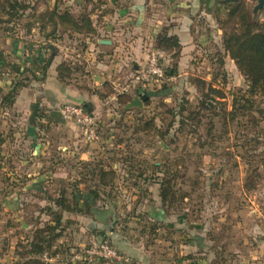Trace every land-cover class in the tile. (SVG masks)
<instances>
[{
  "label": "rangeland",
  "instance_id": "1",
  "mask_svg": "<svg viewBox=\"0 0 264 264\" xmlns=\"http://www.w3.org/2000/svg\"><path fill=\"white\" fill-rule=\"evenodd\" d=\"M14 1L28 6L26 15L30 16H7L9 0H0L1 48L8 37L11 46L33 49L32 57L37 60L47 61L51 56L48 47L52 46L62 60L76 66L89 63L85 60L92 52L80 36H63L43 46L44 36L38 29L28 31V26L40 19L32 16L34 8L36 15L47 13L54 9L52 0ZM58 2L61 10L69 8L77 15L91 7L84 0ZM216 2L220 5L212 9L209 24L214 27L210 34L205 33L203 49L193 54L191 64L178 65L177 74L170 80L147 90L135 84L148 58L136 71L130 64L116 69L110 82L104 71L91 70L83 85L99 91L105 82L107 86L99 91L104 96L115 92L136 96L141 91V98L145 92L151 93L142 109H125L133 97L120 106L114 105L116 97L104 102L97 114L100 142H86L76 128L78 138L83 139V147H76L64 141L63 129L50 130L45 135L42 161L35 150H31L32 159H21L29 161L24 167L17 159L5 157L1 168L7 172L0 169V264L18 263L17 253L23 251L37 228L50 221L38 202L56 199L63 187L71 197L68 185L80 174L89 188V203H95L104 218L103 231H108L112 244L128 259L113 264H264V82L254 89L224 47L225 29L234 30L240 16L246 23L243 13L231 15L232 8L242 3L244 12L251 16L250 24L257 22L264 35V7L256 11L258 0ZM151 48H147L148 57L158 52L165 70L177 62L174 52ZM94 76L102 80L96 82ZM78 83L82 82H73ZM2 86L8 90L11 82ZM28 112L31 116L32 110ZM19 117L18 112L0 111V129L15 130L16 146L5 150L6 154L22 152L19 142L27 136V126L19 124ZM28 121L26 117L24 123ZM86 150L91 155L88 161L73 160L72 153ZM25 168L29 174L55 172V177L42 184L46 194L31 195L27 190L6 194L10 189L28 187L31 178L18 176ZM101 170L110 173L108 185L95 199L90 193ZM162 187L170 191L165 205L160 197ZM7 196L20 198V207L4 209L1 202ZM96 230L83 234L81 227L73 226L70 232L64 228L63 238L56 244L58 258L52 264H71L74 254L94 246L89 235L97 234Z\"/></svg>",
  "mask_w": 264,
  "mask_h": 264
},
{
  "label": "crops",
  "instance_id": "2",
  "mask_svg": "<svg viewBox=\"0 0 264 264\" xmlns=\"http://www.w3.org/2000/svg\"><path fill=\"white\" fill-rule=\"evenodd\" d=\"M58 1L59 0H52V5L50 6L59 7ZM99 1H102L103 4L97 5L91 15L97 31L95 36L91 38L87 35L75 34L76 36L83 38V40H87V45L90 46L89 50H91L92 53L88 55L89 60H85L86 63H89L86 66H76L75 63L69 62L67 59L62 60V58H59L56 49L53 61L47 69L45 80L41 82L32 81L27 88H24L19 92L14 107L9 111L21 114V117H19L21 120L19 124H21L23 128L27 126L25 130L28 137H23L22 141L19 142V145L23 146L20 148V151H22L20 152V155H10L5 152L8 148H14L16 146V141L13 142L15 139L14 136L13 139H9L0 147V159L3 164L6 157L9 161L11 159H17L24 167L25 164H29V161H21V159H32L33 154L31 150H35L38 154L37 157L42 161L43 156H45V151L43 150V147L45 146L44 142L46 141L45 135L48 134L50 130L63 129L65 131L64 141L66 143L70 141L73 142L76 147H83V139H80V137L78 138L77 127L73 123L66 122L65 124H58L51 118V122H48V114L55 110L58 111L63 104L69 102L85 105L89 111L98 114L102 104L108 100L112 101L114 99L113 97L117 98L114 105L120 106L121 104L118 102V97L124 95L123 93L117 95L115 92L104 96L99 91L100 88L106 85L105 82L104 84H100L101 86L97 88L99 91L92 90L88 84L83 85V83L88 82L89 73L94 69L104 71L105 73L102 74L106 75L109 82L111 81L110 77L114 74L113 72H115L116 69H120L124 64L132 65L133 70L136 71L147 61V48L150 46L156 50L155 40L159 34L165 33L168 36H177L181 44L178 65L183 67L187 64H191L193 61V54L198 49H203L205 45L203 43L205 33L208 32V34H210V31H212V28L214 27L209 25L211 23L212 9L216 7V5H220L219 2L216 4V0ZM84 3L86 4L85 0ZM93 8L94 7L91 5L88 11ZM84 11L85 9L82 12ZM10 40V38L6 37L5 47H0V73L8 72V75H5L3 80L0 81V86L4 89L5 86L2 85L5 83L6 85L9 84L12 76H14L10 73L8 65L17 63L24 68H31L34 72L44 64V61L32 57L34 54L33 49H24L16 44H12L11 46ZM102 40L110 41V44L105 45L100 43ZM100 54L103 55L102 59H100ZM110 59L111 61H109ZM32 64H34L33 67L31 66ZM61 64H66L70 67L72 73L70 79L65 78V81H63L59 77L58 67ZM9 73L11 77L9 76ZM35 73L39 74L37 72ZM133 74L128 76L131 77ZM27 76L32 77L30 72L27 73ZM94 79L97 82L102 80V77L94 76ZM79 81L82 83L76 85L73 84V82ZM5 91L7 90L5 89ZM140 93L141 91H139L136 96H133L131 93L128 94L134 98L140 96ZM33 105L39 106V114L35 125H31V116L28 114V109L31 110ZM26 117L29 119L27 125L24 123ZM39 124L47 127V132L44 131V135L41 134L42 131L39 129ZM79 155H82V157H78ZM87 157H91L89 150L84 151L82 154L72 153L73 160L77 162L81 160L88 161ZM40 165H42L41 162ZM0 169L1 171H6L5 167ZM9 171L13 172L11 169H9ZM29 173V169L27 168L23 169L21 174L20 172L18 173L20 174L18 175L19 177L28 176L31 178L26 183L28 187L10 189V191L7 190L6 194H20L21 190H27V193L31 195L46 194V189L42 188V184L49 182L50 179L56 176L54 174L55 172H49L48 178H46V176H48L47 173ZM73 173L75 174L76 172ZM12 174L13 173L10 175ZM70 182L72 183L68 185L71 194V197L69 198L71 201L73 200L71 202L72 207L78 208V210L63 213V223L66 222L63 227H66L65 229L67 232H70L73 226L81 227L84 232L83 234H86L87 231L93 232V230L97 229V234L91 233L89 238L91 237L95 243H100L103 237L104 218L100 217V213L97 211L95 203L93 205L91 203L90 205H87L89 200L86 195L88 194L89 188L85 187V184L80 182V176L79 178L76 177V179H72ZM79 196L81 199L78 198ZM7 197L1 202L4 209H7L8 207L14 209L19 208L20 203L22 204V200L18 197H15L14 199ZM52 200L51 198H48L47 200L44 198L41 202H38V205L42 206L41 210L47 211L49 215L50 221L48 223H52L50 209L53 208V210H57ZM79 210L82 211L78 212ZM43 214L46 215L45 213ZM65 214L72 216L71 218H68L70 221H67L68 219H66ZM106 236L107 239L110 238L108 234ZM62 238L63 236L60 240ZM16 258L19 260L18 255ZM106 263L107 262H103L100 264Z\"/></svg>",
  "mask_w": 264,
  "mask_h": 264
},
{
  "label": "trees",
  "instance_id": "3",
  "mask_svg": "<svg viewBox=\"0 0 264 264\" xmlns=\"http://www.w3.org/2000/svg\"><path fill=\"white\" fill-rule=\"evenodd\" d=\"M85 2L87 6L92 5L94 8L90 11L85 9L84 12L78 15L74 14L71 9L60 10L59 7H54V9L49 10L47 13H39L36 15L37 11L34 8L32 16L34 18H36L35 16H39L40 19L37 18L39 20H37L36 23L30 24L28 26V31L30 32L31 30L38 29L39 33L44 36L43 46H47L46 44L51 41L58 42L65 35L71 36L73 34H82L91 38L94 37L97 31L91 15L96 6L102 5L103 3L99 0H85ZM240 5H242V3H239L234 8H232L231 15L243 13V15H245L246 23L242 20L243 16H240V19L238 23H236L234 30L228 32L225 29L224 47L232 56V58L236 60V64L241 69L242 73L248 78L249 81H251L253 88L256 89V87L264 82V35L260 33V28L257 22L250 24L251 16L244 12L242 8L243 5ZM26 9L28 10V6L18 3L14 0H9L6 14L7 16L10 15L11 18L14 17L16 19H21L23 17L28 18L30 15H26L28 12ZM36 24L38 26H36ZM233 34L234 36H232ZM43 46L41 45L40 48L44 49ZM48 48L51 50V56L47 61L44 60V64L39 67L37 71L33 72L31 68H24L17 63L8 65L10 73L14 76H12L11 86L7 91H5V89L0 86V111L6 112L11 110L16 102L19 92L22 89L27 88L32 81L41 82L45 80L47 69L51 65L53 56L56 52L55 47L50 46ZM155 49L171 53L174 52L173 58H176L177 62L171 67L167 68L166 73L168 77L175 76L177 74L176 71L178 67V59L180 57L181 51L179 38L177 36H168L165 33L159 34L155 40ZM34 64L31 66L33 67ZM58 71L59 77L63 81H65V78L70 79L72 76L71 69L66 64H61L58 67ZM28 72L31 73L32 77L27 76ZM35 72L39 74H36ZM10 73L9 76L11 77ZM5 75H8L7 71L0 73V81L3 80ZM261 88L264 89V83L261 85ZM145 94L148 97L151 95L149 91L145 92ZM131 99L132 97L129 94H124L119 96V103L125 104ZM179 115L181 116L182 113H179ZM47 121L51 122V119L48 117ZM39 129L41 131L47 132V127L44 125L39 124ZM14 132L15 130L11 127L8 132L0 129V147L9 139H13ZM1 163L2 160L0 159V168ZM81 175L82 174L79 176ZM109 175L110 173L108 171L101 170L98 173V184H95L92 187L94 190L90 193L95 199L99 197L100 190L105 189V187L108 185L107 179ZM80 182L84 184L86 183L83 178H80ZM169 193L170 191L168 187L161 188L160 197L164 205L168 202L170 197ZM67 195L68 194L65 187L60 189L59 196L52 200L57 208V210H53V208L50 209L52 223H47L46 226L36 229L34 234H32L31 240H28L26 245L22 247L23 251L17 253L19 257L17 264H49L43 259V256L48 254V256L52 258L59 254V251L56 249V244L63 236V230L66 228L63 227V213L78 210V208L72 207L71 202L73 200L71 201ZM87 205H90L89 201L87 202ZM81 211L82 210H79L78 212ZM107 233V230L103 231L101 242L106 240L110 241V238L107 239ZM53 248L56 250L50 253Z\"/></svg>",
  "mask_w": 264,
  "mask_h": 264
},
{
  "label": "built area",
  "instance_id": "4",
  "mask_svg": "<svg viewBox=\"0 0 264 264\" xmlns=\"http://www.w3.org/2000/svg\"><path fill=\"white\" fill-rule=\"evenodd\" d=\"M166 80H170V77L167 76L166 70L160 64L158 52L153 51L149 54L147 66L135 77L134 83L147 90ZM84 106L69 102L63 104L58 111L66 122H71L77 127L86 142L95 144L101 141L99 119L97 114L87 111ZM57 258L58 256L50 258L48 254L43 256V259L49 264H52ZM122 260L128 261L109 240H106L83 249L81 253L74 254L71 264H99Z\"/></svg>",
  "mask_w": 264,
  "mask_h": 264
},
{
  "label": "water",
  "instance_id": "5",
  "mask_svg": "<svg viewBox=\"0 0 264 264\" xmlns=\"http://www.w3.org/2000/svg\"><path fill=\"white\" fill-rule=\"evenodd\" d=\"M229 1H235L236 2L238 0H227V2H229ZM263 7H264V0H258V6L256 7L257 8L256 11L259 9H262ZM100 43L108 45V44H110V41L102 40V41H100ZM147 99H148V96H146V95L142 96L141 98L138 96L134 97L133 100L125 107V109L126 110H130V109H134V108L142 109L144 102H146ZM84 107L87 111H89L87 106H84ZM31 110H32V115L30 118V123H31V125H34L36 120H37L38 114H39V106L33 105ZM49 117L51 119H53L58 124H65L66 123V121L62 118L61 113L57 110L52 111L49 114ZM83 264H86V263H83Z\"/></svg>",
  "mask_w": 264,
  "mask_h": 264
}]
</instances>
